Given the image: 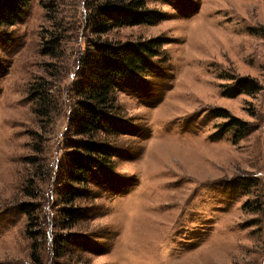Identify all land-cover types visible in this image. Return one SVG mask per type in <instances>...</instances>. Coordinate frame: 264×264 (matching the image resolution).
<instances>
[{"label":"rangeland","instance_id":"1","mask_svg":"<svg viewBox=\"0 0 264 264\" xmlns=\"http://www.w3.org/2000/svg\"><path fill=\"white\" fill-rule=\"evenodd\" d=\"M91 2L33 0L1 33L0 264H264V0H144L159 23L102 36ZM98 39L165 44L118 79L95 140L112 156L73 183L68 90ZM242 80L251 93L227 96Z\"/></svg>","mask_w":264,"mask_h":264},{"label":"trees","instance_id":"2","mask_svg":"<svg viewBox=\"0 0 264 264\" xmlns=\"http://www.w3.org/2000/svg\"><path fill=\"white\" fill-rule=\"evenodd\" d=\"M33 0H0V41L3 29L13 27L22 19L25 10L30 6ZM89 6L92 5L96 15L102 21L93 22L95 34L102 36L112 27L123 26H141L154 25L162 20L160 13L147 8L144 0H91ZM41 3L44 0H40ZM96 17V16H95ZM97 17V18H98ZM93 49L97 51L99 57L94 58L91 54L88 56L93 59L82 58L80 69L77 70L76 76L80 88H69V94L75 93L78 103L76 109L78 116L71 117V125L75 127V135L82 137L75 140L77 145V154L70 155L72 164L69 177L70 182L85 181L87 171L97 170L108 164L112 150L110 147L96 141L100 132H108L106 126L114 117L115 111L113 96L117 89V81L126 77H141L143 67H146L145 59H151L157 56V50L162 48L165 41L158 39L148 43H131L118 44L105 43L101 39L93 41ZM50 44V43H49ZM53 42L51 43V45ZM143 66V67H142ZM252 84L242 80L236 83L227 96L235 97L240 94H250ZM35 100H41L43 105L49 104L50 95L38 94ZM113 97V98H112ZM108 103V104H107ZM36 113L40 114L39 111ZM80 148H79V147ZM70 190V197H65L66 203L73 207L74 195L73 189ZM72 190V191H71ZM30 205V203L28 204ZM29 208L28 212H32L34 206H26L23 210ZM66 218L60 221V228L71 229L77 222V210L74 208L67 209ZM38 228L44 230V223L39 222ZM37 226V225H36ZM39 230V232H41ZM40 235V234H39ZM75 238L68 235H59L54 247L63 242L65 246L70 245ZM62 243V244H63ZM61 244V246H62ZM60 247V246H59ZM58 257L62 254L58 253Z\"/></svg>","mask_w":264,"mask_h":264}]
</instances>
